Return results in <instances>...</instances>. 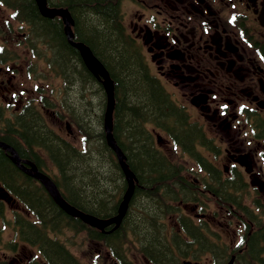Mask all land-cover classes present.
<instances>
[{
	"label": "trees",
	"instance_id": "1",
	"mask_svg": "<svg viewBox=\"0 0 264 264\" xmlns=\"http://www.w3.org/2000/svg\"><path fill=\"white\" fill-rule=\"evenodd\" d=\"M51 1L69 7L76 21V39L91 47L114 80L113 133L135 174V188L121 224L113 229L116 234L108 235L68 214L40 188L31 189L36 181L23 174L0 146V181L37 216L35 221L17 213L18 234L24 241L41 245L49 264H83L64 241L50 235L65 230L85 231L91 238L115 248L144 249L146 257L155 264H182L180 259L186 255L183 250L189 246L187 235L192 234L199 246L211 245L200 239L201 226L194 224L177 202H197L207 207L215 200L228 206L232 202L229 192L218 182L215 188L201 189L182 172L183 164L155 143L147 123L164 126L167 120L179 119L177 127L181 131L176 137L186 151L192 149L194 133H190L191 128L184 132L181 112L149 73L135 43L124 35L117 5L111 0ZM1 2L12 8L20 21H26L28 40L34 39L49 48V74L59 77L60 84L48 89L37 87L42 92L40 102L44 107L59 108L74 124L79 138L70 141L56 132L34 98L26 101L13 120L4 118V108H0V138L18 146L21 155L26 153L39 166L45 163L42 152L47 153L59 168L54 176L56 183L75 206L98 216L117 214L127 181L116 152L107 142L104 127L107 97L101 81L67 40L59 16H44L35 0ZM199 160L202 166L210 167ZM210 195L215 199L207 201ZM172 217H177V222L169 237L167 220ZM257 223L256 232H264V220ZM251 241L244 253L236 254L238 264L264 261L259 253L264 247V237L257 235ZM175 247L180 250L176 257ZM213 247L215 253L224 252L214 256L227 263L230 253L225 252L226 248L216 242Z\"/></svg>",
	"mask_w": 264,
	"mask_h": 264
},
{
	"label": "flooded vegetation",
	"instance_id": "2",
	"mask_svg": "<svg viewBox=\"0 0 264 264\" xmlns=\"http://www.w3.org/2000/svg\"><path fill=\"white\" fill-rule=\"evenodd\" d=\"M111 1L118 7L124 35L135 43L149 73L181 112L184 132L191 128L190 133H194L190 143L192 149L183 153L193 164L183 166L182 172L201 189L215 188L216 182L220 183L232 200L227 206L210 195L207 201L214 202L207 207H201L197 202L179 205L183 212L182 206L191 210L188 216L203 231L200 239L211 245L199 246L200 243L189 234V246L183 251L190 255L194 264H201L198 259L203 255L210 258L212 264H225L214 256L224 253L214 252L216 242L232 254V260L227 263L234 264L235 255L244 253L252 238L264 237V232H256L259 228L257 220H264V0ZM47 3L49 6L65 5L51 0ZM72 18L75 31L76 21L73 15ZM60 19L65 33L64 19ZM13 32L12 24L6 32L0 25V34L5 36L0 39V108L4 107L3 116L10 120L28 100L26 90L6 78L10 74L13 80L22 65L17 56L18 39H12ZM29 47L30 42L26 44L28 52L31 51ZM50 114L63 123L58 111L53 110ZM177 122L179 119L172 118L164 126L152 124L151 127L154 137L159 136L155 139L158 147L173 155H178L175 149L182 145L176 137L181 131ZM66 124L67 120L65 127L71 131ZM17 142L20 144L19 140ZM170 145L174 147L171 149ZM13 146L21 158L32 160L26 153L21 155L18 146ZM44 154L42 152L43 166L32 161L39 170L54 177L59 168L49 167ZM199 159L210 167L202 166ZM14 165L36 181L31 184V189L36 186L47 193L39 179ZM249 189L258 195L252 197L250 206L245 199ZM12 195L16 200L8 203L0 198V207L9 204L16 220L15 212H19L25 202L17 194ZM213 207L217 208L212 213L205 211ZM175 220L177 222V217ZM104 233L116 234L113 230ZM172 235L173 228L169 237ZM85 237L96 248L90 264H155L146 257L144 249L115 248L101 239L87 234ZM9 242L10 246H4L2 256L0 252V264H44L41 245L27 244L18 232ZM173 250L176 257L180 250L176 247ZM259 253L264 258V247ZM191 260L187 264H192ZM257 264H264V261Z\"/></svg>",
	"mask_w": 264,
	"mask_h": 264
},
{
	"label": "water",
	"instance_id": "3",
	"mask_svg": "<svg viewBox=\"0 0 264 264\" xmlns=\"http://www.w3.org/2000/svg\"><path fill=\"white\" fill-rule=\"evenodd\" d=\"M40 10L45 15H61L65 21V32L67 34V38L71 44L76 46L81 56L87 65V67L98 76L102 80L104 85L106 95H107V104L105 110V130L108 144L115 150L118 160L123 168L127 179V189L124 193L123 199L119 205L118 213L112 217H98L91 213L85 212L72 203H70L59 191L56 183L46 174L39 171L37 166L30 160H24V162L30 165V168H27L24 163L21 162V157L14 147H12L7 142L0 140V145L10 151V157L18 166L23 168L29 174L37 177L44 184L50 195L53 199L69 214L77 216L81 218L86 223L95 226L97 228L103 229L109 224L115 223V226L119 225L124 217L129 200L132 197L135 188V177L133 171L129 168L127 161L125 160V154L123 153L120 146L117 144L115 137L113 135V112L115 106V95H114V83L113 79L109 75L108 70L104 66V64L97 58L92 50L82 41H75L73 39V31L70 25L72 22V17L67 9L57 8V7H48L46 5V0H37ZM0 197L7 199L11 202L12 196L9 192L4 188L0 187Z\"/></svg>",
	"mask_w": 264,
	"mask_h": 264
},
{
	"label": "rangeland",
	"instance_id": "4",
	"mask_svg": "<svg viewBox=\"0 0 264 264\" xmlns=\"http://www.w3.org/2000/svg\"><path fill=\"white\" fill-rule=\"evenodd\" d=\"M11 11L6 8L5 6L1 7V11H0V25L2 27V29L6 32L7 29V24L8 22H10L13 25V30L14 32L12 33V39H18L21 36V30L24 29L25 27H23L22 25H20L19 22H13V20L11 19ZM10 16V18H9ZM9 18V19H7ZM6 28V29H5ZM0 39H5L4 34H0ZM37 59L33 58L32 61L36 62ZM37 63V67L39 69V72H43L44 74H46L45 72L47 71V66L45 64L44 60H39ZM28 69V63L22 64L21 66L18 67L17 72L18 74L15 76V78H13V80L11 79L10 74H7L6 78L7 80L9 79L10 82H14V83H18L19 87L21 90L25 91V95L26 96H30L32 98L35 99L36 102H39V98L41 97V93L36 87L39 86L41 88H43V85H47L48 88H50V86L56 87V85L59 83V81L57 80L56 76H51V75H47V81H44L42 79L38 78H32L31 75H29V73L32 74L31 70H27ZM53 90V88H52ZM2 93V91H1ZM6 102V101H5ZM7 103V102H6ZM11 109L13 108V106L10 107ZM11 109H9V111H11ZM47 120L48 122L55 127L57 130L61 131L63 133V135H65L66 137H68L69 139H71L72 141H77L78 140V135L75 133L74 131V127L72 128V132L71 133H67L66 127H65V120H62L63 123H61L58 119H56L54 116H52L51 114H47ZM62 128V129H61ZM61 129V130H60ZM159 132H161V130L158 129ZM162 133V132H161ZM69 135V136H67ZM162 135H164L162 133ZM163 143V142H162ZM174 145H170L169 148H173ZM178 152V155H174V158L177 159L179 162H184L185 164L188 165L193 164V163H189L190 160L187 158L186 155H183V150L181 147H178L175 149ZM205 152V151H204ZM52 168H55V166L51 165ZM258 196L257 193L254 190H250L249 189V193L245 195V199H246V203L250 206L252 205L251 201H252V197H256ZM264 206V204H263ZM217 207H213L211 210H205L207 213H212L214 209H216ZM6 220L7 222L4 221V219L0 216V231H1V239H0V252L1 255L3 254L4 251V242H6L8 239H11L14 237V228L12 225L13 222V209L8 205L6 208ZM184 209V208H183ZM186 212H188L189 214L190 209H185ZM172 221H171V225H172ZM217 230H221L220 228H217ZM63 240L68 242V246L69 248L72 250V252H74L79 259H81L82 261L90 264L93 261V256L94 253L96 252V248L94 243L90 242L89 239H87L84 235V233H76L74 231L71 230H66L64 234H62L60 236ZM95 257V256H94ZM198 260H200L201 264H212L210 258H207L206 255H203L201 258H199ZM227 264V263H225Z\"/></svg>",
	"mask_w": 264,
	"mask_h": 264
},
{
	"label": "bare ground",
	"instance_id": "5",
	"mask_svg": "<svg viewBox=\"0 0 264 264\" xmlns=\"http://www.w3.org/2000/svg\"><path fill=\"white\" fill-rule=\"evenodd\" d=\"M24 128V127H23Z\"/></svg>",
	"mask_w": 264,
	"mask_h": 264
}]
</instances>
